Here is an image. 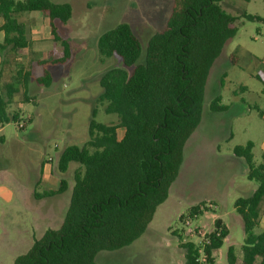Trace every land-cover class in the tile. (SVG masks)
<instances>
[{"label": "rangeland", "instance_id": "obj_1", "mask_svg": "<svg viewBox=\"0 0 264 264\" xmlns=\"http://www.w3.org/2000/svg\"><path fill=\"white\" fill-rule=\"evenodd\" d=\"M53 1L73 7L71 20L58 23L60 35L72 43L71 59L65 65H54L49 62L52 52L45 50L44 55L37 51L45 48L48 20L43 14L37 18L24 15L21 20L27 25L32 45L8 57L2 79L3 83L19 87L11 110H20L23 120L0 130V264H14L15 258L31 248L47 229H58L63 224L74 186L73 174L80 166L72 163L66 173H61L59 157L68 146L87 144L93 110H97L99 123L118 122L117 115L107 114L98 98L102 94L101 77L121 67L122 60L118 56L102 60L99 37L121 23H128L142 44L137 64L144 63L149 40L166 28L175 2ZM221 5L238 18V31L211 68L202 121L187 143L170 196L158 208L141 238L123 249L100 252L96 264H186L181 243L199 244L214 230L217 219L222 220L229 235L214 253L215 264H227L230 246L241 254L245 233L235 202L251 196L258 184L247 178L245 162L234 156V149L253 142L255 163L264 164V85L255 77L264 72V21H249L242 15L264 20V0H225ZM233 54L239 59L237 64L232 63ZM19 70H32L36 76L48 70L52 84L40 86L32 79L31 101L26 103L23 87L15 82ZM219 95L228 107L225 112L210 108ZM122 135L120 129L119 137ZM63 178L69 183L65 193L36 198V194L57 190ZM35 205L46 207L45 213L51 220L37 221L35 211L31 210ZM195 205H203L202 214L191 218L190 209ZM262 231L264 201L256 229L257 233ZM20 232L25 237L22 242Z\"/></svg>", "mask_w": 264, "mask_h": 264}, {"label": "trees", "instance_id": "obj_2", "mask_svg": "<svg viewBox=\"0 0 264 264\" xmlns=\"http://www.w3.org/2000/svg\"><path fill=\"white\" fill-rule=\"evenodd\" d=\"M225 0H175L166 28L149 40L145 62L137 64L142 44L128 23L103 33L98 40L102 60L118 56L122 66L100 79L98 103L118 122L96 121L92 112L89 139L84 147L68 146L60 155L58 169L74 171L72 194L63 224L49 228L14 264H96L103 251L130 246L147 231L158 208L167 201L184 159L185 146L202 121L206 83L215 61L236 36L238 18L221 5ZM250 1V0H246ZM33 12L49 19L54 49L50 63L65 65L72 57L71 41L60 35L58 23L73 16L70 3L53 0H0L5 41L0 44V129L23 120L21 111L11 110L20 92L14 83H3L8 57L31 47L27 25L21 20ZM249 21H264L243 13ZM62 46L59 51L58 47ZM233 64L238 57L231 55ZM264 85V72L255 76ZM50 87L52 76L19 70L15 79L29 103L30 83ZM264 93V89H263ZM210 108L225 112L219 95ZM32 121V118H29ZM123 130L119 137V130ZM253 142L237 146L234 155L246 165V175L258 186L249 197L235 202L243 221L245 243L238 254L227 252V264H264V231L257 233L264 201V164H256ZM69 188L63 178L57 190L36 194L37 199L55 197ZM203 205L190 209V217L202 214ZM229 235L221 219L199 244L181 243L186 264H215L214 253Z\"/></svg>", "mask_w": 264, "mask_h": 264}, {"label": "crops", "instance_id": "obj_3", "mask_svg": "<svg viewBox=\"0 0 264 264\" xmlns=\"http://www.w3.org/2000/svg\"><path fill=\"white\" fill-rule=\"evenodd\" d=\"M39 14H41V13H38V12H33V13H31V14H29L28 16H31V17H33V18H37V16L39 15ZM47 18V17H46ZM47 20H48V23H49V34L47 35V38L45 39V48H37L36 49V43H34V45H35V49L37 50V51H41L42 52V54H46V53H44L45 52V50L49 53V52H52L53 51V49H54V43H53V41H52V37H51V32H50V22H49V19L47 18ZM3 25H4V20H3V18L0 16V44H3L4 43V41H5V33H4V31H3V29H2V27H3ZM33 42V41H32ZM44 44V43H43ZM0 65H1V56H0ZM1 130V129H0ZM193 136V135H192ZM192 136H191V138H192ZM190 138V139H191ZM189 139V140H190ZM189 140H188V142H189ZM187 142V143H188ZM186 146H187V144H186ZM186 146H185V149H186ZM235 156V155H234ZM236 157V156H235ZM237 158V157H236ZM242 160V159H241ZM33 207H35V208H31V210L35 213V216H36V220L37 221H46V220H51L50 219V217H49V215H47L45 212L46 211H48V210H45L46 209V207H41V206H37L36 207V205L35 206H33ZM45 210V211H44ZM21 232L19 233V237H20V239H19V242H22L23 241V239L25 238L24 236H22L21 237ZM28 251V250H27ZM26 251V252H27ZM16 259V258H15Z\"/></svg>", "mask_w": 264, "mask_h": 264}, {"label": "built area", "instance_id": "obj_4", "mask_svg": "<svg viewBox=\"0 0 264 264\" xmlns=\"http://www.w3.org/2000/svg\"><path fill=\"white\" fill-rule=\"evenodd\" d=\"M20 127H23V124H22ZM51 160H52V159H51Z\"/></svg>", "mask_w": 264, "mask_h": 264}]
</instances>
